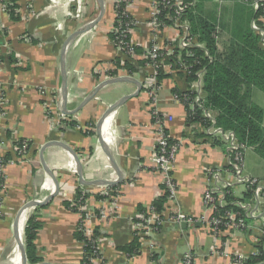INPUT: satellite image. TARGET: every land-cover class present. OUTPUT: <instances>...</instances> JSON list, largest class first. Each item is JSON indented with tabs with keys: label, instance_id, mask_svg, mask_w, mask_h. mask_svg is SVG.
<instances>
[{
	"label": "crops",
	"instance_id": "0c3cea01",
	"mask_svg": "<svg viewBox=\"0 0 264 264\" xmlns=\"http://www.w3.org/2000/svg\"><path fill=\"white\" fill-rule=\"evenodd\" d=\"M97 1L14 0L11 5L17 7L16 20L11 19L0 1V29L4 32L0 44V93L6 101L3 107L0 106V159L6 154L10 156L3 168L5 188L0 192V264L20 263L15 230L23 234L24 215L27 220L32 213L41 223L34 241L36 255L41 259L39 263L80 264L82 245L73 237L79 213L66 209L63 202L72 201L76 190L84 189L90 194L86 206L95 213L102 202L94 194L100 187L107 186H117L118 209L107 221L99 222L96 217L90 221L91 227H97L101 232L98 238L101 260L93 264H179L188 252L193 255V264H232L230 258L237 255L230 253L231 233L224 232L218 237L212 234L207 224L211 210L204 205L202 197L209 183V172L221 170L227 164L229 151L223 136L231 133L214 127H198L194 135L186 128L185 108L174 99V90L186 91L188 83L175 71L162 70L166 75L158 85L156 108L171 115V119L165 122V130L171 140L180 143L172 170L177 189L174 197L163 206L158 229L142 240L137 238L140 244L137 253L128 254L121 249L134 238L133 219L142 215L139 213L140 208L147 212L154 200L162 195V176L151 167L149 160L157 147V135L152 122V106L143 88L138 95L119 104L104 124L108 129L107 143L112 149L122 180L115 185H83L78 175L68 169L72 158L70 151L60 145L49 146L44 150L43 157L58 180V193L46 204L28 207L23 218L17 221L18 212L24 204L46 201L51 194L47 184L54 189L51 176L39 160L40 149L46 142H60L76 152L82 163L85 180L115 181L119 178L101 148L96 130L84 133L80 127L85 124H94L96 127L104 111L122 96L135 92L137 86L131 82L108 84L77 110L89 92L105 78L131 76L142 85L150 71L147 66L138 64L139 60H144L142 57L126 58L112 43L110 30L115 16L114 0H103L104 13L100 20L93 28L73 39L67 48L66 110L71 112L67 115L70 121L50 126L45 116L46 102H51L58 110L61 108V54L66 42L78 28L95 20L99 12ZM146 1L130 0L128 5V11L136 22L130 32V40L142 52L149 48L152 39L147 26ZM192 2L195 12L215 26L218 32L217 48L224 50L230 37L233 15L236 13L239 17L244 12L238 4L245 5L248 2ZM78 7V17L68 16L70 10L77 14ZM184 22L188 25L187 21ZM250 28L254 32L253 27ZM163 34L178 39L174 29H167ZM119 58L122 62H131L135 69L132 75L119 71L116 64ZM111 72L117 75L110 76ZM39 88H42V92ZM57 97L58 100L55 99ZM110 126L114 130L112 135ZM204 133L219 138L223 144L215 145L211 137L200 136ZM15 138L30 142L26 159L17 155ZM247 151L245 149L244 158ZM245 174L253 176L248 172ZM246 190L245 185L233 182L230 195L235 201L250 202L251 196L246 197ZM251 203L255 204V201ZM260 215L263 213L259 211L257 219ZM175 216L192 218L193 221H178ZM251 222L248 219L240 235L245 232L252 235L247 229L257 228L258 223L254 221L250 225ZM260 235H263L262 230L254 235V245L259 242L263 245L264 238L261 239ZM22 241L24 244L23 235ZM250 242L251 239L246 246H250ZM247 253V256L253 254L250 247ZM238 256L242 257L241 254Z\"/></svg>",
	"mask_w": 264,
	"mask_h": 264
},
{
	"label": "built area",
	"instance_id": "2783aa9c",
	"mask_svg": "<svg viewBox=\"0 0 264 264\" xmlns=\"http://www.w3.org/2000/svg\"><path fill=\"white\" fill-rule=\"evenodd\" d=\"M250 1L253 10L258 14L257 17L252 20V27L259 35L261 45L264 48V0ZM120 4H124V9L121 13L117 11V7H119ZM129 4L130 0H114L115 16L110 30V34L112 35L111 41L126 58L131 59L140 56L144 60H147L145 66H147L150 71L143 79L142 88L146 90L149 96V101L152 106L151 116L153 127L157 135V147L151 157H149V160L151 167L162 176L161 184L163 187L160 193L164 194L166 192L170 200L174 197L177 189L172 170L176 154L180 148V143L175 140L171 141L165 130V122L171 119V115L163 113L156 108V92L159 85L157 75L158 70L162 71L165 69L173 71L171 64H165L163 59L173 54L175 48L184 49L194 43V38L190 35L187 23L182 21V15L193 5V2L192 0H147V26L150 29L152 39L149 48L142 54L139 53V55L135 51L136 46L129 38L130 32L136 26L135 20L128 11ZM2 6L4 9L6 8L3 3ZM79 12L80 8L78 7L76 10L77 14L70 10L68 16L75 17L79 15ZM166 21H169V23H166ZM170 28L176 30L177 40L175 38H168V36L163 34ZM215 39L216 41L218 40V32L215 34ZM186 53L188 52L186 51ZM178 64L184 72H189L191 64L187 65L179 61ZM119 71L127 73L124 68H120ZM101 77L103 80L104 77ZM39 90L42 92V88H39ZM192 90L197 93L194 102H199L201 95L199 80L194 83ZM55 99L58 100V97ZM174 99L181 102L179 96L176 94H174ZM5 102L4 96L0 93V106L3 107ZM190 105L193 104L191 103ZM44 107L45 116L50 126L55 124H66L70 121V117L54 107L51 102H46ZM205 116L213 120L210 113L206 112ZM80 129L82 132L86 133L94 131L95 127L94 124H85L81 126ZM113 131L112 129L110 130L111 135ZM223 140L227 142L229 151L227 164L221 170L209 172V183L208 186L205 187L202 196L204 205L211 210V215L207 219V224L212 234L217 237L222 236L224 232L231 233L236 230H244L249 218L257 219L261 206L260 199H264V184L258 178L244 173L245 149L243 145L239 144L232 134H225ZM28 144L29 141L24 138L14 139V149L19 157L23 159L27 158L29 153L27 152ZM5 163L3 159H0V192L5 188L3 169ZM68 169L73 174H76L75 162L72 158L69 162ZM223 174L226 175V177H224ZM233 182L245 185L246 189L251 193L250 202L243 200L228 201L227 197L231 194L230 187ZM52 191L53 189H51V192ZM97 193L102 196L100 200L102 206L98 208L95 213L86 206L87 199L83 204L77 206L80 217L79 227L88 238L93 237V228L90 225V221L93 217H96L99 222H104L112 218L118 209V190L100 187ZM253 201H255V204L251 203ZM137 219V221L133 220V236H136L139 240H142L146 235L158 229L162 221L160 215L152 206L145 215H141ZM175 219L186 222L193 221L192 218L183 216H175ZM262 231L264 236V227ZM95 244L96 248L92 255V264L101 260L98 249V238L95 240ZM261 255H264V243L262 245V252L256 251L251 256L257 257ZM230 259L232 264H245L244 260L246 258L237 255ZM179 264H193V255L189 252L184 254ZM257 264H264V260Z\"/></svg>",
	"mask_w": 264,
	"mask_h": 264
},
{
	"label": "trees",
	"instance_id": "16d2710c",
	"mask_svg": "<svg viewBox=\"0 0 264 264\" xmlns=\"http://www.w3.org/2000/svg\"><path fill=\"white\" fill-rule=\"evenodd\" d=\"M0 1L5 4V10L11 19H18L17 7L14 4L11 5L14 0ZM246 1L251 3L250 0ZM123 9L124 4L117 7L119 13ZM248 13L252 15V19L258 15L253 8L250 11L242 12L237 20H233L226 48L218 50L215 39V34H217L215 26L199 16L193 5L190 6L182 15V21L188 22L189 32L194 38V43L184 49L175 48L174 53L169 55L163 62L170 63L172 70L184 77L188 83V90L180 92L175 89L174 94L179 96L181 103L184 105L186 128L192 134L196 135L195 132L198 127L203 129L214 127L229 132L239 144L243 145L244 149L253 151L264 161V109L252 99L254 89H260L264 93V48L261 45L259 35L255 31L253 32L248 24L244 23L246 21L245 16ZM166 23H169V21H166ZM239 23H244L247 27L238 29L235 26ZM2 35H4V32L0 29L1 43L3 42ZM110 38L112 39L111 34ZM135 51L136 53L142 52L138 47H135ZM178 61L187 65L191 64L189 72H184ZM146 62L147 60H139L138 64L145 66ZM116 64L119 69L124 68L129 75L135 72L131 62H122L119 58L116 60ZM115 75H117L116 72L110 73V76ZM165 75L161 70H158V83ZM198 80L200 81L201 95L199 102H194L197 93L191 89V84ZM191 103L193 105H190ZM206 112L212 114L213 121L205 116ZM205 135L211 137L215 145L221 146L223 144V141L219 138L216 139L213 135L204 133L200 136ZM29 151L30 142L27 152ZM9 157V154H6L3 160L7 161ZM162 187L163 185H161ZM107 188L116 190L117 186H107ZM245 195L250 197V191L246 190ZM89 196L90 194L84 189H77L73 200L64 201L63 205L66 209L79 213L77 206L83 204ZM94 196L102 199L99 193L94 194ZM227 198L229 202L234 201L231 195ZM167 200L169 198L165 192L152 203V207L159 215L162 214L163 206ZM139 213L145 215L146 209L140 208ZM133 220L137 221L138 219ZM79 224L80 220H78L73 231V237L82 245L83 254L80 264H92V255L96 248L95 240L100 237L101 232L96 227L93 229V237L88 238L84 231L80 229ZM23 225V240L27 262L37 264L41 262V259L36 255L34 241L41 223L37 216L32 213L27 220L26 214L24 215ZM137 240V237L134 236L132 242L121 249L128 254L137 253L140 247ZM260 243L255 245V249L262 252ZM262 260H264V255L249 256L244 262L245 264H257Z\"/></svg>",
	"mask_w": 264,
	"mask_h": 264
},
{
	"label": "water",
	"instance_id": "95a60500",
	"mask_svg": "<svg viewBox=\"0 0 264 264\" xmlns=\"http://www.w3.org/2000/svg\"><path fill=\"white\" fill-rule=\"evenodd\" d=\"M98 5H99V12L97 17L95 18V20H93L92 22H89L87 24H84L83 26H81L80 28H78L67 40L66 45L62 51L61 54V87H60V110L63 114L68 115L71 112H68L66 110V100H67V78H66V70H65V55H66V51L67 48L69 46V44L71 43V41L73 39H75L78 35H80L81 33L90 30L91 28H93L97 22L100 20V18L102 17L103 13H104V4H103V0H98ZM0 44H2L0 42ZM117 82H131L134 83L137 88L136 91L133 92L132 94H128L125 96H122L121 98H119L117 101H115L113 104H111L110 107L107 108V110L104 111V113L102 114L101 118L97 121L96 123V134L98 136L100 145L102 150L106 153V155L108 156L109 162L112 165L113 169L115 170V172L118 174L119 178L118 180L115 181H110V180H102V179H97V180H92V181H88L85 180L83 177V172H82V163L78 157V155L76 154V152H74L70 147L66 146L65 144H62L60 142H55V141H49L46 142L40 149V153H39V160H40V164L42 165V167L44 168V170L47 172V174L49 176H51L53 183H54V189L51 192L50 196L46 199L45 202H38V201H30L27 202L26 204H24L17 215V221L20 220V217L24 214V211L32 206V205H43L48 203L57 193H58V189H59V183L57 178L54 176L52 170H50V168L46 165L45 161H44V157H43V153L44 150L49 147V146H53V145H60L63 146L64 148H66L68 151H70L71 157L75 162L76 165V174L78 175L79 178V182L83 185H99V186H105V185H115L118 184L121 180H122V174L121 172L118 170L114 159H113V154H112V149L109 146V144L107 143L106 139L104 138V136L102 135V127L105 123V121L111 116V113L114 111V109L121 104L122 102H124L125 100L134 97L136 95H138V93L141 91L142 89V85L139 81H137L136 79H134L131 76H117V77H113V78H109V79H105L103 81H101L91 92H89V94L84 98V100L81 102V104L78 106V109H81L85 104H87L89 101H91L94 96L96 95V93L104 86L108 85V84H112V83H117ZM262 215H260L261 217ZM16 228V227H15ZM15 234L17 236V245H16V250L17 253L20 255V263L19 264H29L27 262V258H26V252H25V247L22 241V234L20 232V230L18 231L17 229L15 230ZM11 261V260H10ZM38 264H47V263H38Z\"/></svg>",
	"mask_w": 264,
	"mask_h": 264
},
{
	"label": "rangeland",
	"instance_id": "374dc122",
	"mask_svg": "<svg viewBox=\"0 0 264 264\" xmlns=\"http://www.w3.org/2000/svg\"><path fill=\"white\" fill-rule=\"evenodd\" d=\"M245 4V3H244ZM248 5H251L249 3H246ZM243 5V4H238V6L241 8V11H250L252 9L251 6H247V5ZM234 17V20H237L238 19V16L237 14L235 13L233 15ZM245 20L244 23L245 24H250L249 27H251V21H252V15L248 13L247 16H245ZM242 23V24H238L237 26L235 27H238V29L240 27H243L245 28V24ZM247 27V26H246ZM150 38H151V33H150ZM143 52H141L140 54H142ZM252 99L255 103H257L258 105H260L263 109H264V93L260 90V89H254L253 91V96H252ZM263 125H264V122H263ZM249 150V149H248ZM249 152H253L251 150L247 151L246 153V156L244 158V173L248 172L250 173L251 175L255 176V177H258L261 182L264 184V161L258 157L257 155H255V153H249ZM245 155V154H244ZM257 158V159H255ZM258 160V161H257ZM260 203H261V206L259 208V211L261 213H263V215L259 218V219H250L249 220H252V222H257L258 223V227L257 228H254L252 229L248 227V231L252 233V235L250 236V233L248 232H245L244 235H240L242 232V230H236V231H233L231 232V235H230V239H231V245H230V253L231 254H235V255H242L243 258H247L249 256L247 251L249 250V247H250V252L253 253L255 251V245L253 243V237L254 235L259 231V230H262L263 229V223H264V199H260ZM250 223L253 224V223ZM233 233V235H232ZM261 233V231H260ZM261 239L264 238L263 235H260ZM249 239H251L252 242H250V246H246V244H249ZM246 256V257H245Z\"/></svg>",
	"mask_w": 264,
	"mask_h": 264
},
{
	"label": "bare ground",
	"instance_id": "6f19581e",
	"mask_svg": "<svg viewBox=\"0 0 264 264\" xmlns=\"http://www.w3.org/2000/svg\"><path fill=\"white\" fill-rule=\"evenodd\" d=\"M106 122V121H105ZM105 124V123H104ZM107 127H104V125H103V135H104V138L106 139V141H107V138H106V135H107ZM108 142V141H107ZM48 188H50V190L52 189V186L51 185H46ZM21 218H23V215H22V217ZM17 252V251H16Z\"/></svg>",
	"mask_w": 264,
	"mask_h": 264
}]
</instances>
